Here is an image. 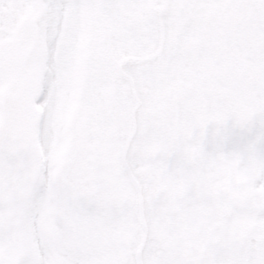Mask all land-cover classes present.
Segmentation results:
<instances>
[{
	"label": "snow or ice",
	"instance_id": "snow-or-ice-1",
	"mask_svg": "<svg viewBox=\"0 0 264 264\" xmlns=\"http://www.w3.org/2000/svg\"><path fill=\"white\" fill-rule=\"evenodd\" d=\"M0 264H264V0H0Z\"/></svg>",
	"mask_w": 264,
	"mask_h": 264
}]
</instances>
